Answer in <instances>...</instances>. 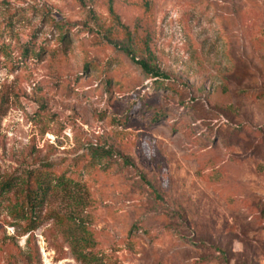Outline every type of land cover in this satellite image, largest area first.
<instances>
[{
    "label": "rangeland",
    "instance_id": "1",
    "mask_svg": "<svg viewBox=\"0 0 264 264\" xmlns=\"http://www.w3.org/2000/svg\"><path fill=\"white\" fill-rule=\"evenodd\" d=\"M0 264H264V0H0Z\"/></svg>",
    "mask_w": 264,
    "mask_h": 264
},
{
    "label": "trees",
    "instance_id": "2",
    "mask_svg": "<svg viewBox=\"0 0 264 264\" xmlns=\"http://www.w3.org/2000/svg\"><path fill=\"white\" fill-rule=\"evenodd\" d=\"M133 56L134 55H131V57H132V59H133ZM138 63H140V65L142 66V68L150 75V76H152V77H159V76H161L162 75V73L159 71V70H154V69H152L151 67H150V65L147 63V62H145V61H141V62H138ZM8 182L7 181H5L1 186H2V188L4 189V188H6V186L8 185L7 184ZM35 198H37L36 196H35ZM26 199H27V201H29V204H30V210H32L33 209V205H34V203H33V200H32V197H31V194L30 193H27L26 194ZM81 255V254H80Z\"/></svg>",
    "mask_w": 264,
    "mask_h": 264
}]
</instances>
